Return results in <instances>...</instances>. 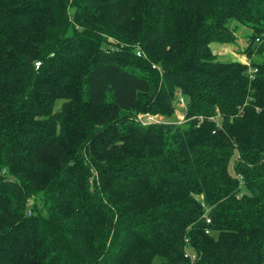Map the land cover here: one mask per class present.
Listing matches in <instances>:
<instances>
[{
	"label": "trees",
	"instance_id": "trees-1",
	"mask_svg": "<svg viewBox=\"0 0 264 264\" xmlns=\"http://www.w3.org/2000/svg\"><path fill=\"white\" fill-rule=\"evenodd\" d=\"M0 264H264V0H0Z\"/></svg>",
	"mask_w": 264,
	"mask_h": 264
},
{
	"label": "rangeland",
	"instance_id": "rangeland-1",
	"mask_svg": "<svg viewBox=\"0 0 264 264\" xmlns=\"http://www.w3.org/2000/svg\"><path fill=\"white\" fill-rule=\"evenodd\" d=\"M250 33V29L242 26L240 24H236V30H235V36H236V42L232 45H230L231 47V53L228 52H223L222 53H217V55L220 58H224V59H232V60H239L240 58L244 60H248L246 59V56L242 57L243 55H245L243 49L248 45L249 41H248V34ZM253 59L256 60H260L262 59V56H253ZM174 103V113L168 117L169 120L176 122V123H181L183 121H185L188 117V110L186 108V103L185 105L182 104H178L177 100L173 102ZM162 118H164L162 116Z\"/></svg>",
	"mask_w": 264,
	"mask_h": 264
},
{
	"label": "built area",
	"instance_id": "built-area-1",
	"mask_svg": "<svg viewBox=\"0 0 264 264\" xmlns=\"http://www.w3.org/2000/svg\"><path fill=\"white\" fill-rule=\"evenodd\" d=\"M257 40H259V39H257ZM137 54H139V52H137ZM36 64H38V63H36ZM255 70H256L255 68H250L249 73L252 74ZM177 103L185 105V100L180 94L177 95ZM136 120L138 122H140L141 124L145 125V124H148L151 122L163 120V118L160 115H155V114H151V113H138L136 116Z\"/></svg>",
	"mask_w": 264,
	"mask_h": 264
},
{
	"label": "crops",
	"instance_id": "crops-1",
	"mask_svg": "<svg viewBox=\"0 0 264 264\" xmlns=\"http://www.w3.org/2000/svg\"><path fill=\"white\" fill-rule=\"evenodd\" d=\"M213 51L215 53H222V51L223 52H228L229 51L230 53L232 52L230 45H227V44H216V43H213ZM244 56H246V55H243L242 57H244ZM246 59H247V57H246ZM239 60L241 62H246V60L243 61L242 58H240Z\"/></svg>",
	"mask_w": 264,
	"mask_h": 264
}]
</instances>
